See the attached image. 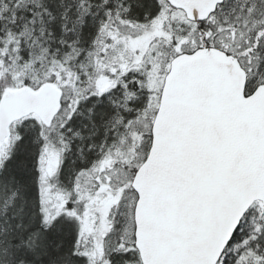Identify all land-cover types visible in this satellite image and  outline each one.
Masks as SVG:
<instances>
[{
	"label": "snow or ice",
	"instance_id": "1",
	"mask_svg": "<svg viewBox=\"0 0 264 264\" xmlns=\"http://www.w3.org/2000/svg\"><path fill=\"white\" fill-rule=\"evenodd\" d=\"M0 264H264V0H0Z\"/></svg>",
	"mask_w": 264,
	"mask_h": 264
}]
</instances>
